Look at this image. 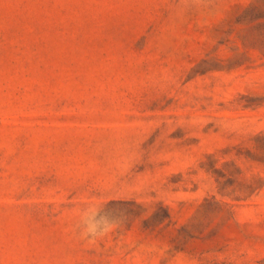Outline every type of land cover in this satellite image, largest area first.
Listing matches in <instances>:
<instances>
[{
    "label": "rangeland",
    "instance_id": "rangeland-1",
    "mask_svg": "<svg viewBox=\"0 0 264 264\" xmlns=\"http://www.w3.org/2000/svg\"><path fill=\"white\" fill-rule=\"evenodd\" d=\"M0 264H264V0H0Z\"/></svg>",
    "mask_w": 264,
    "mask_h": 264
},
{
    "label": "clouds",
    "instance_id": "clouds-1",
    "mask_svg": "<svg viewBox=\"0 0 264 264\" xmlns=\"http://www.w3.org/2000/svg\"><path fill=\"white\" fill-rule=\"evenodd\" d=\"M106 206H89L84 209L80 216L81 235L86 238L95 239L97 236L104 235L111 230V225L100 228L99 220L107 221Z\"/></svg>",
    "mask_w": 264,
    "mask_h": 264
}]
</instances>
